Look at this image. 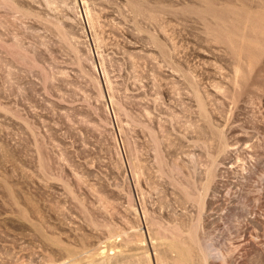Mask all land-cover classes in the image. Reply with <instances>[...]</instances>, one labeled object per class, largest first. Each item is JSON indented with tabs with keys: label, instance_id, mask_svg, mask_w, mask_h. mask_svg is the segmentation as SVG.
<instances>
[{
	"label": "rangeland",
	"instance_id": "obj_1",
	"mask_svg": "<svg viewBox=\"0 0 264 264\" xmlns=\"http://www.w3.org/2000/svg\"><path fill=\"white\" fill-rule=\"evenodd\" d=\"M0 264H264V0H0Z\"/></svg>",
	"mask_w": 264,
	"mask_h": 264
}]
</instances>
